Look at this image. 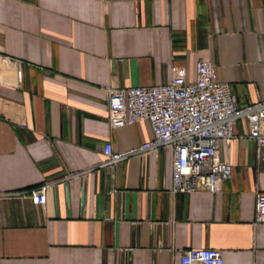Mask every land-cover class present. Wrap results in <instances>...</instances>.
<instances>
[{
  "label": "crops",
  "instance_id": "1",
  "mask_svg": "<svg viewBox=\"0 0 264 264\" xmlns=\"http://www.w3.org/2000/svg\"><path fill=\"white\" fill-rule=\"evenodd\" d=\"M202 59L240 107L255 103L264 0H0V264H180L190 248L264 264V159L246 119L220 146L233 176L217 193H173L172 147L101 165L107 142L153 138L149 120L110 126L108 89L170 83L180 67L193 82Z\"/></svg>",
  "mask_w": 264,
  "mask_h": 264
},
{
  "label": "built area",
  "instance_id": "2",
  "mask_svg": "<svg viewBox=\"0 0 264 264\" xmlns=\"http://www.w3.org/2000/svg\"><path fill=\"white\" fill-rule=\"evenodd\" d=\"M108 108L112 128L149 120L153 138L124 152L115 151L113 143L107 142L103 148L106 158L101 165L115 171L120 162L133 155L172 147L175 194L217 193L232 178L233 165L221 158L220 146L235 139V128L241 119L248 121L258 158L264 159V94H259L255 103L240 107L230 83L218 79L209 59L198 62L193 82L187 80L185 69L180 67L170 83L110 87ZM54 184L47 182L31 191L37 203H45L46 191ZM255 211L256 222L263 223L264 192L257 194ZM180 264L226 263L221 249L190 248L183 252Z\"/></svg>",
  "mask_w": 264,
  "mask_h": 264
}]
</instances>
